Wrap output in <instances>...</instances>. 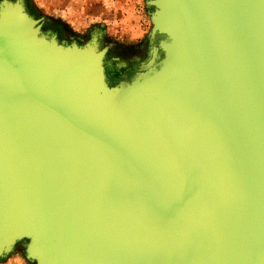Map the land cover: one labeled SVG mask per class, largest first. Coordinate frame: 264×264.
<instances>
[{
	"label": "water",
	"instance_id": "95a60500",
	"mask_svg": "<svg viewBox=\"0 0 264 264\" xmlns=\"http://www.w3.org/2000/svg\"><path fill=\"white\" fill-rule=\"evenodd\" d=\"M145 7L111 83L102 28L0 0V262L264 264V0Z\"/></svg>",
	"mask_w": 264,
	"mask_h": 264
},
{
	"label": "rangeland",
	"instance_id": "374dc122",
	"mask_svg": "<svg viewBox=\"0 0 264 264\" xmlns=\"http://www.w3.org/2000/svg\"><path fill=\"white\" fill-rule=\"evenodd\" d=\"M28 9L41 19V27L55 21L63 25L68 38L86 41L91 30L102 28L106 46L132 48L144 41L151 25L145 0H27ZM26 4V2H25ZM108 48V50H109ZM108 54V52H107ZM106 54V55H107ZM0 264H30L16 250Z\"/></svg>",
	"mask_w": 264,
	"mask_h": 264
},
{
	"label": "flooded vegetation",
	"instance_id": "af4514ba",
	"mask_svg": "<svg viewBox=\"0 0 264 264\" xmlns=\"http://www.w3.org/2000/svg\"><path fill=\"white\" fill-rule=\"evenodd\" d=\"M27 8L30 5L27 0H25ZM30 8V7H29ZM28 8V9H29ZM30 10V9H29ZM28 10V11H29ZM31 12V11H30ZM45 31H50L51 34H54L59 39H66L70 41L68 38V34L66 33L67 29L58 22L49 21L46 27H43ZM90 37V33L87 36V39ZM148 48V44L145 41L134 45L132 48H125L124 45L115 44L114 47H110L108 50L107 58H110V67L111 75L108 77L109 81L112 83V76L115 75L118 70L125 71L127 70V66H130L133 60L131 58L142 57ZM119 63H125L127 66H117ZM121 72V71H120Z\"/></svg>",
	"mask_w": 264,
	"mask_h": 264
}]
</instances>
